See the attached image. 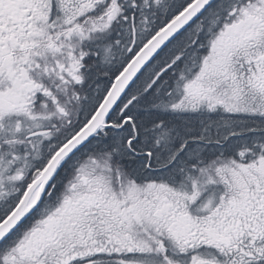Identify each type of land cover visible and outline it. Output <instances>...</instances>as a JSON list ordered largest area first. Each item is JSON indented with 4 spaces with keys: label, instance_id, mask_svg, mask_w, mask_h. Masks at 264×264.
Instances as JSON below:
<instances>
[{
    "label": "snow or ice",
    "instance_id": "snow-or-ice-1",
    "mask_svg": "<svg viewBox=\"0 0 264 264\" xmlns=\"http://www.w3.org/2000/svg\"><path fill=\"white\" fill-rule=\"evenodd\" d=\"M0 264H264V0H0Z\"/></svg>",
    "mask_w": 264,
    "mask_h": 264
}]
</instances>
